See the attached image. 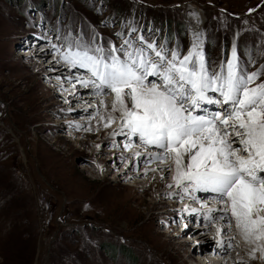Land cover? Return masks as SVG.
<instances>
[{"label": "rangeland", "instance_id": "obj_1", "mask_svg": "<svg viewBox=\"0 0 264 264\" xmlns=\"http://www.w3.org/2000/svg\"><path fill=\"white\" fill-rule=\"evenodd\" d=\"M194 32L214 65L229 44L249 70L264 65V0H0V264H208L195 249L217 241L186 219L208 200L176 188L175 167L157 186L150 147L136 161L120 151L136 138L121 136L119 115L104 126L111 96L73 90L75 69L44 56L69 33L187 53Z\"/></svg>", "mask_w": 264, "mask_h": 264}, {"label": "snow or ice", "instance_id": "obj_2", "mask_svg": "<svg viewBox=\"0 0 264 264\" xmlns=\"http://www.w3.org/2000/svg\"><path fill=\"white\" fill-rule=\"evenodd\" d=\"M57 39L63 44L51 45L55 62L88 74L66 79H75L96 97L113 94L104 126L118 114L121 134L159 150L147 153L149 162L165 163L169 171L174 165L177 188L210 193L223 205H201L206 208L203 220L215 222L217 236L226 230L219 221H227L230 230L234 218L244 240L264 253V80L257 83L264 65L248 71L235 46L230 57L213 65L200 32L193 33L186 55L158 49L143 35L124 39L119 46L99 43L96 33L87 40L71 33ZM99 105L106 106L105 101ZM231 239L217 240V245L231 248Z\"/></svg>", "mask_w": 264, "mask_h": 264}, {"label": "bare ground", "instance_id": "obj_3", "mask_svg": "<svg viewBox=\"0 0 264 264\" xmlns=\"http://www.w3.org/2000/svg\"><path fill=\"white\" fill-rule=\"evenodd\" d=\"M197 20L199 22V25H202L204 23V21H203L204 19L202 18L201 15L196 19V21ZM148 41H152V40L149 39ZM154 43H156V42H154ZM236 48H238V45H237ZM38 52H39V48L37 47L36 50H35V53H38ZM65 67L68 68L67 66H65ZM62 73H63V71H61V74ZM77 87H79V86L77 85ZM79 89H80V87H79ZM84 89H89V88H84ZM77 92H78V90H77ZM109 98H112L113 99V97H109ZM206 108L208 110H210V111L212 109H215L214 108V105H211V106L206 107ZM118 130H119V128H118ZM137 141L138 140L135 139V142H137ZM129 143H133V142H129ZM126 144H128V142ZM149 147L150 146H145L144 144L143 145H139V148H137L138 150L136 149V150H134L131 153L132 154H136L137 152H140L141 153V150H144V148L149 149ZM151 148H154V147H150V149ZM148 152H150V151H147V153ZM144 157L146 159L147 158V154H145ZM137 160L140 161V162H142L144 160V158L140 156V157H138L136 159V161ZM167 163H169V162H167ZM157 167H158V170H161V171H156L155 172V177L157 178V186H161V182L164 179H166L167 185H168V183H171L172 184V182H168V179L166 178L168 176V172H169L166 164L165 163H162V162L155 163L154 168L156 170H157ZM163 169L166 170V171H163ZM174 175H175V172L173 173V177H174ZM151 185H153V184H151V183L142 184V185H140L139 189L143 188V189L146 190L148 188V186H151ZM174 185L176 186L175 183H174ZM178 189H176V190H178ZM177 193L178 192H175L174 194L177 195ZM211 195L212 194H210V193H206V192H202V191H199V192L194 191L195 198H199V197L203 198L204 197L205 199H207L206 197L211 196ZM207 200L208 201L203 200V201H206L205 203L207 204V206L208 205H211L212 202H218L217 205H212V207L213 208H221L222 207L221 203L218 200H215V199H207ZM209 201H211V202H209ZM185 207L186 208L191 207L190 206V202H187V204L185 205ZM191 209H192V207H191ZM204 212L199 211V212L193 214V212L190 210V211H188V213H186V219H189V220L194 221V222H197V223H200L201 222L202 223V226H199V228H202V230H204L203 232H206V231H208L209 233L211 232L212 233V236H213V241L214 240L217 241V240L223 239L224 241L227 242V241H229V238H232L231 241H230L231 244L233 243L232 241H235L236 244L235 245L232 244V247L231 248H227L226 245L224 247L218 246L217 245V242H216V245L213 248L207 247V245H205V247H197L195 249V253H198V255L201 256V257H203L205 260H206L207 256H209L210 259H207V261H208L207 263L208 264H240L242 261L243 262L245 261V263H247V264H264V258H262V257H264V253H261L259 250H256V246L254 244H251V243L246 242L244 240V238L241 235L240 231L236 228L234 218L231 221V229L230 230H227V224H224L225 222L219 221V223L222 224V225H224L225 228H226V230L224 232L226 233V231H227V232H230V234L229 235L228 234H222V233H224V232H222L219 236H217L215 222L212 225H208L207 221H204L203 220V213ZM215 215H219V214L217 213ZM213 228H215V230ZM198 239L203 240L202 236H199ZM209 239H210V237H209ZM210 240H212V238ZM261 243H264V242H261ZM230 249H233V251L231 252ZM228 254H229V256H227ZM188 258L189 259H193L192 254H190L188 256ZM195 261H196V259H195ZM234 261H235V263H234Z\"/></svg>", "mask_w": 264, "mask_h": 264}]
</instances>
